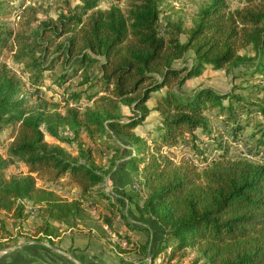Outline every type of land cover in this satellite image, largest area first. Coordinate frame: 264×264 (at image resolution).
Masks as SVG:
<instances>
[{"label": "trees", "instance_id": "16d2710c", "mask_svg": "<svg viewBox=\"0 0 264 264\" xmlns=\"http://www.w3.org/2000/svg\"><path fill=\"white\" fill-rule=\"evenodd\" d=\"M6 2L0 0V133L8 139L0 154V233L7 231L2 214L13 221L25 215L23 199L38 206L32 234L57 235L51 220L82 216L80 199L94 201L91 192L108 198L102 181L121 147L107 143L115 153L103 167L94 162L91 145L113 131L129 143L119 168L131 174L135 188H146L133 200L137 222L126 217L119 202H109L111 215L120 213L129 228L146 234L144 241H134L135 264H176L188 249L197 250L207 264H264V161L220 152L198 168L176 163L166 149L184 134L209 133L204 110L223 107L225 97L239 98L208 85L180 91L182 82L205 65L229 72L242 61L249 72L262 75L256 90L264 94V0H239L233 7L226 0H208L189 25L175 19L163 28L158 23L162 0H124L105 8L99 0L65 1L54 18L40 20L27 6L15 11L14 25L4 20L13 10ZM246 47L252 55L240 52ZM4 51L21 62L34 95L4 61ZM80 71L81 87L62 95L61 104L39 96L45 74L62 85ZM152 95L151 109L158 116L142 134L135 127L148 115L146 100ZM82 99L81 107L76 102ZM261 101L257 111L263 113L264 96ZM61 129L69 135H60ZM46 135L70 143L81 136L90 143H74L72 154ZM251 137L256 146L264 145V121ZM14 160L25 170L7 173ZM63 178L78 187V198L49 188ZM104 220L111 225L108 216Z\"/></svg>", "mask_w": 264, "mask_h": 264}, {"label": "rangeland", "instance_id": "374dc122", "mask_svg": "<svg viewBox=\"0 0 264 264\" xmlns=\"http://www.w3.org/2000/svg\"><path fill=\"white\" fill-rule=\"evenodd\" d=\"M65 1H68L70 5H72L78 0H7V7L11 5L13 10L10 11L9 15L4 16V20L14 25L15 21L18 19L15 11H17V9L23 10L24 8L22 7L27 6L33 8L39 20L45 19L46 17L54 18L59 11H63ZM207 1L208 0H162L160 3L161 12L158 21L159 27L163 28L167 20L175 19H180L185 25H189L192 18L195 17L199 7ZM226 1L230 7L239 4V0ZM123 2L124 0H99V7L105 8L112 3L120 5ZM18 13L20 12L18 11ZM179 38L183 40L185 37L183 34H179ZM240 52L246 55H252L253 53L249 47L240 49ZM3 53V59L10 69L14 70L15 73L22 78L25 83V88L27 85L28 88H26V91H32L31 93L34 95L35 92L31 88V85L28 84L26 78L27 73L23 69L21 62L12 59L10 56L11 51H4ZM191 54V50L188 49L184 53V58L188 61ZM245 65V63L240 61L238 66L232 67L229 72H226L223 68L212 69L205 65L198 75L191 76L182 82L179 89L183 92H187L197 85H208L220 92L231 91L232 93H237L239 98L225 97L222 99L223 107H207L204 113L211 129L210 132L202 135L197 131L195 133V138H191L187 134H184L183 138H178L179 140L175 144L166 148L173 161L176 163H191L200 168L209 159L217 158L220 152H223V155L226 157H245L253 161H264V145L256 146L251 137V132L261 126L264 121V112L261 113L257 111L258 105H262L261 98H263L264 94L256 90L257 83H262L263 81L261 79L263 78L260 73L249 72V68ZM54 69L58 71L60 69V64L58 63ZM88 70L90 73H93V66H89ZM81 74V71L78 72L62 85L54 84L49 74H45L43 80L41 79L42 81L40 82L38 94L43 98L58 101L61 104L62 95L66 96L69 91L81 87L78 84ZM163 89L164 87L160 88V90ZM85 102L86 101L82 99L76 102V104L82 107ZM154 104L155 97L152 95L146 100V105L150 107L151 111H149L148 115L144 118L142 124L135 127L137 132L144 134V129L151 126L158 116L157 111L151 109ZM121 110L123 115L128 113L125 107H122ZM236 123H238L239 127L234 129L233 127ZM59 133L62 136L69 135L66 129L59 130ZM3 137L4 135L0 133L1 155L5 154V147L8 143V139H4ZM45 138L51 143L63 146L72 154L76 153L74 143H90L81 136L75 139L73 143L58 140L48 135H46ZM1 140H4L3 143H1ZM95 142L96 144L94 143V145H91L92 157L96 159V161H99V163L106 159L104 158L101 160L102 155H104L101 151L104 148L110 149L107 143L119 145V148L125 146L126 150L124 149V153L120 154V156L126 155L127 148L129 147V143L113 131H108L103 138L99 140L96 138ZM112 157H114V155H112ZM117 158L118 156H115L114 160ZM22 166L23 164L21 161L14 160L7 164L5 170L7 173L23 171L24 168H21ZM106 174L107 172L104 175V179L108 176V174ZM128 175L129 178H131V174L128 173ZM107 181L105 185L102 183L101 189L104 188L107 193H111L110 195L118 194L127 198L131 197V195H135L136 199H138V197L142 198L146 194V188H135L131 180L124 185L110 182L109 180ZM38 184L41 185V183ZM49 188L53 189L64 198L74 199L79 197L78 187L72 182H67L64 178L53 182ZM91 195H94V201L90 200L88 197L80 199V205L84 209V214L82 216L73 217L72 219L69 218L67 220L68 222L65 220H51L57 225V235L32 234L33 225L40 219L38 206H34L28 200L23 199L22 203L24 205L25 215L19 220L13 221L9 216H5L4 214L1 215L4 219L7 231L0 233V244L11 240L6 243L10 244L12 240L17 241L18 239H36L44 241L45 244H47L42 246L49 255L47 256L45 254L47 262L45 264H85L82 259L84 258L83 256L88 259L86 264H115L116 260H118L119 263L121 262V264H135L138 259L136 244H134L137 232L133 231L134 229L129 231L131 228L125 224L124 218L122 215H119L120 213L111 215L109 210V198L106 199L99 196V191L91 192ZM128 200H130L132 204L124 203L122 206L124 208L123 211L127 215L126 217L131 220L135 216V209L133 199ZM104 216L110 218V226L106 224ZM122 224H124V226H122ZM124 234H127L130 241H127V237L124 236ZM67 239L70 244H67ZM74 240L75 243L82 246L80 249H77V252L85 250V248L89 246L88 243H92L93 245H90V248L87 249L89 252L81 256L79 253L74 252V249L78 247H72V242ZM94 240L96 243H100L101 245H99L102 247V250L108 253V261H102L96 256L95 252L97 250L95 249L97 246H94ZM85 241L88 243H84ZM132 242L133 244H131ZM164 251H168V248L160 252L156 257V261H159L160 255H162ZM111 254L116 256V259H113L115 262L111 259ZM180 259L177 260L176 264H207L206 258L199 256V252L194 249L186 250V254L183 255L181 260ZM35 264H44V262L38 260ZM143 264H147V261L145 260Z\"/></svg>", "mask_w": 264, "mask_h": 264}, {"label": "crops", "instance_id": "0c3cea01", "mask_svg": "<svg viewBox=\"0 0 264 264\" xmlns=\"http://www.w3.org/2000/svg\"><path fill=\"white\" fill-rule=\"evenodd\" d=\"M124 149H125V146H122L119 149V154H123ZM101 152H102V154L104 153V155H102V157H101V160L106 158V159H104V161H106V162L101 161L99 163V161H96V159H94V162L96 164H100L103 167H105L109 163V158L112 156V154L114 155L115 152L111 148L110 149L104 148V149H102ZM123 159H125V155L118 156V158L116 160H114V164L107 170L108 176L105 179L103 178L102 183H104V185H105V182H108L107 180H109L110 182L120 183L122 185H124L130 181L128 173L125 170L119 168V164ZM21 168H24L23 171L25 170L24 165ZM38 183H41V182L38 181ZM103 190H105V189L103 188ZM105 192H106V190H105ZM110 194L108 193V198L110 200H116L117 202H119L118 205H120L122 207V209H124L122 204H124V203L125 204L126 203L132 204L130 202V200H128V199H133V200L135 199V195H131V197L127 198V197H124V196L118 195V194H116V195H110ZM124 214H126V213L124 212ZM131 221L136 222L138 220L136 218L135 219L133 218V219H131ZM122 226H124V224H122ZM131 230H133V229H129V231H131ZM133 231L137 232L135 240H137L139 242L144 241V239L146 238V234L143 230L134 229ZM95 240L93 241V243H95V245H94L95 247L97 246V248L95 249V250H97L95 252L96 256L99 259H101L102 261H108V259H107L109 257L108 253L106 251L102 250V247L100 246L101 244L96 243V241H98V240H96V241ZM10 241L4 242L5 244L4 243L0 244V264H35L38 260L40 262L47 263L45 256L46 255L49 256V255L47 254L44 247L42 246V245L47 244V243L45 244L44 241L36 240V239H26V240L18 239L17 241L12 240V242L10 244H6ZM84 243H88V242L85 241ZM67 244H70L68 239H67ZM72 244H73L72 247L78 246L74 249V252H77V249H80L82 247L78 243H75V240L72 242ZM88 245L89 246L87 248H85V250L81 251L82 253L81 252H77V253H79L82 256V254L89 252V250H87V249L90 248V245H93V244L88 243ZM83 257L84 258H82V259L84 260V263L86 264L88 259H86L85 256H83ZM110 257L112 260L116 259V256L114 254H111ZM113 262H115V260H113ZM115 264H121V262L119 263V261L116 260Z\"/></svg>", "mask_w": 264, "mask_h": 264}, {"label": "built area", "instance_id": "2783aa9c", "mask_svg": "<svg viewBox=\"0 0 264 264\" xmlns=\"http://www.w3.org/2000/svg\"><path fill=\"white\" fill-rule=\"evenodd\" d=\"M135 186H137L136 184H134Z\"/></svg>", "mask_w": 264, "mask_h": 264}]
</instances>
